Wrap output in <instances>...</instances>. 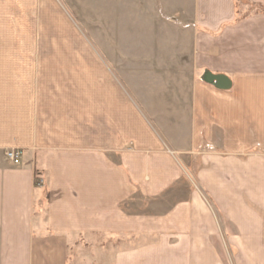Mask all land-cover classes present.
Segmentation results:
<instances>
[{
    "label": "crops",
    "instance_id": "0c3cea01",
    "mask_svg": "<svg viewBox=\"0 0 264 264\" xmlns=\"http://www.w3.org/2000/svg\"><path fill=\"white\" fill-rule=\"evenodd\" d=\"M96 1L155 43L144 103L89 49L42 47L43 11L67 25L85 0H0V264H207L218 232L235 264H264V0ZM154 96L176 136L137 107ZM183 160L215 212L154 209Z\"/></svg>",
    "mask_w": 264,
    "mask_h": 264
},
{
    "label": "rangeland",
    "instance_id": "374dc122",
    "mask_svg": "<svg viewBox=\"0 0 264 264\" xmlns=\"http://www.w3.org/2000/svg\"><path fill=\"white\" fill-rule=\"evenodd\" d=\"M238 5L249 3V11H257L255 2L249 0H236ZM96 0H85L84 4H79L78 8L70 10L69 23L66 25L57 19V24L54 19L43 11L42 23V47L43 48H57L60 50H82L89 49L97 59H104L106 70L115 77L117 82L122 86L123 91L131 93L138 102H143L144 97L137 95L139 93L143 96H150L153 93L155 84H160V72L154 73L152 67L158 66L159 63L148 64L145 62L146 53L152 50L155 46L154 42H149L145 32H135L140 29V24H132L129 21L128 10L121 9V17L116 19L110 15V9L101 11ZM129 4V0H122V5ZM65 11V10H64ZM113 13V12H112ZM123 13H126V15ZM110 15V16H108ZM68 17V16H67ZM126 17V18H125ZM130 23V24H129ZM132 24V25H131ZM132 29L130 28V26ZM137 34L138 37H135ZM161 49L160 45H156ZM132 50V51H131ZM145 54V55H144ZM101 55V56H100ZM144 55V56H141ZM161 57V56H159ZM79 59L85 60L86 57ZM161 60V59H158ZM91 68L93 64L90 61ZM153 104H139L137 107L143 114L149 117L148 123L153 126L158 132L163 129L170 134L176 136L177 122H170L162 119L160 108L162 102L160 98L154 96L151 98ZM146 116V117H147ZM175 125L174 127L170 125ZM169 128V129H168ZM211 151L213 148H211ZM197 154L203 155V151ZM171 156L178 160L177 153H171ZM182 165L183 176L185 179L179 182H173L168 188L154 197L153 207L157 209H165L166 207L174 208L181 201L182 206L194 207V202H190L191 196H196L206 203L209 210L215 212V207L209 196L203 191L198 184L193 170L188 166V163L183 160ZM140 199V198H139ZM141 201L138 202L139 208ZM196 203V202H195ZM204 208V205H201ZM219 225L224 224L219 220ZM218 248L215 250H204L203 259L205 258L208 264L209 260H216L219 264H235L236 254L234 249L226 248L224 240L226 236L224 233L217 234ZM214 255V256H213Z\"/></svg>",
    "mask_w": 264,
    "mask_h": 264
},
{
    "label": "water",
    "instance_id": "95a60500",
    "mask_svg": "<svg viewBox=\"0 0 264 264\" xmlns=\"http://www.w3.org/2000/svg\"><path fill=\"white\" fill-rule=\"evenodd\" d=\"M204 79L209 81V82H211V83H213L214 85H216L219 88H227V87H229V85L225 86L223 84V82L225 80V77L223 75H218V74L215 75V74L206 73L205 76H204Z\"/></svg>",
    "mask_w": 264,
    "mask_h": 264
},
{
    "label": "built area",
    "instance_id": "2783aa9c",
    "mask_svg": "<svg viewBox=\"0 0 264 264\" xmlns=\"http://www.w3.org/2000/svg\"><path fill=\"white\" fill-rule=\"evenodd\" d=\"M5 157L13 162V164H18L20 159V152L16 149H8L5 152Z\"/></svg>",
    "mask_w": 264,
    "mask_h": 264
}]
</instances>
